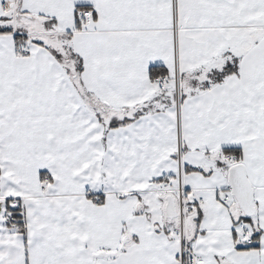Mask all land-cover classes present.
Masks as SVG:
<instances>
[{
  "label": "snow or ice",
  "instance_id": "1",
  "mask_svg": "<svg viewBox=\"0 0 264 264\" xmlns=\"http://www.w3.org/2000/svg\"><path fill=\"white\" fill-rule=\"evenodd\" d=\"M0 264H264V0H0Z\"/></svg>",
  "mask_w": 264,
  "mask_h": 264
}]
</instances>
